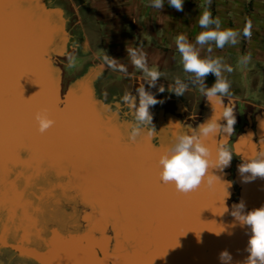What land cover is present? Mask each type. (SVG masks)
<instances>
[{"label":"water","instance_id":"95a60500","mask_svg":"<svg viewBox=\"0 0 264 264\" xmlns=\"http://www.w3.org/2000/svg\"><path fill=\"white\" fill-rule=\"evenodd\" d=\"M50 2L0 0V142L19 164L11 166L6 160L0 183L43 226L37 237L26 239L32 244L19 245L22 252L10 243L6 248L20 263L34 264H221L219 254L225 250L231 264H244L251 228L231 213L240 203L248 211L243 196L248 194L245 178L251 174L242 176L239 166L264 157V122L259 120L255 128L251 122L244 124L232 139L234 131H223V112L230 107L237 124L236 104L205 98L201 111L179 118L169 134L144 125L131 141L136 124L117 117L111 121L115 111L99 99L89 73L65 81L61 59L67 43L59 49L57 39L61 33L68 37L67 20L63 9ZM41 111L55 121L43 134L35 121ZM206 122L219 125L203 140L215 173L212 179L207 173L191 195H182L173 184L160 181L158 161L177 137L192 135ZM21 126L31 137L21 134ZM38 144L51 151L41 152ZM229 144L239 158L233 173L231 162L216 167L218 149ZM114 146L119 162L111 161ZM208 183L212 191H205ZM80 186L89 191L91 201L80 194ZM90 202L102 207V215H96Z\"/></svg>","mask_w":264,"mask_h":264},{"label":"crops","instance_id":"0c3cea01","mask_svg":"<svg viewBox=\"0 0 264 264\" xmlns=\"http://www.w3.org/2000/svg\"><path fill=\"white\" fill-rule=\"evenodd\" d=\"M73 1L76 2L79 19H90L88 31L102 34L99 43L108 51L111 63L119 67L126 80L134 82L132 92L135 96L138 94L135 85L141 83L155 98L174 97L172 92L178 88L176 82L179 80L186 85L184 92L198 99L191 106L194 112L201 111L202 101L207 96L200 84L193 82V75L184 71L176 38L183 34L195 44L196 36L207 30L200 27L199 18L203 12H210L213 19L221 22V30L231 29L240 33L236 45L226 44L222 49L214 43L196 45L201 58H219L223 66L232 68L231 72L222 69L220 77L230 85L229 93L221 98L231 99L239 115V122L233 125L232 139L244 124L251 122L255 128L259 120L264 122V0H184L183 11L170 7L167 0H164L163 9L152 7V0ZM249 21L251 36L245 37L243 29ZM61 35L60 49L68 41L64 33ZM82 45L86 47V41ZM132 52L143 54L148 69L160 73L155 82L156 88L147 83L145 73L132 63ZM106 66L100 62L92 63L93 70H89L88 77L93 84L105 72ZM121 66L126 68V72L120 70ZM215 80L216 77L209 74L205 86L211 87ZM244 98L249 100L244 101ZM245 115H250V119H246Z\"/></svg>","mask_w":264,"mask_h":264},{"label":"clouds","instance_id":"9594fccd","mask_svg":"<svg viewBox=\"0 0 264 264\" xmlns=\"http://www.w3.org/2000/svg\"><path fill=\"white\" fill-rule=\"evenodd\" d=\"M170 7L177 11H183L184 0H167ZM152 7L163 9L164 0H152ZM202 29L195 39V44L183 34L177 36L176 46L181 55L183 69L185 72L193 75L194 83L201 86V90L210 100H216L223 103L221 97L229 93L230 85L225 79H221L222 69L231 72V67H225L221 64L219 58H201L196 45H206L214 43L217 48H224L226 44L236 45L240 33L228 29L221 30L219 19H213L211 13L203 12L198 21ZM251 22L249 21L243 29V36H251ZM211 52V48L208 49ZM132 63L141 69L148 78V84L154 86L159 79L160 73L149 70L143 54L132 52ZM247 59V58H245ZM121 71L126 72V68L121 66ZM209 74L216 77L215 83L211 87L205 86V79ZM178 88L177 95H182L186 90V85L176 82ZM163 92L164 88L161 87ZM139 94V104H136V98L132 95H125L124 101L131 107L136 126L132 128L129 139L135 141L141 134V125H152V116L149 113V107L154 106L160 101L145 90L144 84L137 89ZM223 117L226 120V126L223 131L233 132V125L236 123L233 110L230 107L225 108ZM37 131L41 134L47 132L55 124L50 119L46 111L38 112L35 116ZM153 128V127H152ZM219 129L215 122H206L197 127L192 135H181L177 137L175 143L167 149L159 158V179L164 184H173L176 191L183 194L192 193L201 186L210 167L209 149L203 142L204 138L214 134ZM154 130V128H153ZM152 133L150 132L149 135ZM232 154L226 149H218L216 167L223 169L228 166L232 160ZM239 173L243 176L250 173V177L245 180H254L257 177L264 178V157H257L241 163ZM232 216L242 225L250 226L251 236L248 240L246 251L249 253L244 264H264V207L245 211L243 203L233 205ZM221 264H231L232 257L228 251H222L219 254Z\"/></svg>","mask_w":264,"mask_h":264},{"label":"rangeland","instance_id":"374dc122","mask_svg":"<svg viewBox=\"0 0 264 264\" xmlns=\"http://www.w3.org/2000/svg\"><path fill=\"white\" fill-rule=\"evenodd\" d=\"M52 5L58 6L63 9V12L65 13L64 16L67 20V26H66V32L68 33L67 38V50L66 55L63 59H61L64 69V76L65 81H76L81 76L88 74L89 70H93L92 63L93 62H100L104 63L106 66L105 72H103L98 80L94 83L96 88V92L98 94V97L100 100H102L106 105L111 106L113 111L112 112L114 119L117 117L120 121L125 122L121 119L131 120L134 123H137L135 121L133 111L131 107L124 101L125 95H132V89H134L133 83L129 82V80H126L124 78V74H121L119 72V67H115L111 62V58L108 54V51L101 46L99 43L102 34H95L94 30L88 31L87 29V23L90 19L86 17H82V20L79 19L75 4L76 2L73 0H50ZM75 2V3H74ZM60 40H58V43H60ZM87 43V48L83 47L82 43ZM61 45V44H59ZM57 49V48H55ZM60 49V48H59ZM61 51V50H60ZM111 63V65H109ZM112 71V72H110ZM111 73V74H110ZM130 77H127L129 79ZM177 89V88H176ZM127 93V94H126ZM169 94H175L174 97H168L166 99L157 98V101H160L159 104L161 111L168 114L171 112L174 108L175 102L183 103L189 99L190 103L184 107V111H175L172 113L171 116L164 115L162 120L160 121V115L156 116L157 121V127H156V121L152 120V125L149 126L150 131H154L157 129L159 133L162 131H166L165 134H169L172 130L169 128V122L165 123L168 118H172L176 121L177 125L179 124L180 120L179 118L183 119L185 116L190 117L191 115L196 114L197 112H194L191 106L193 105V102L198 100L196 97L192 94H188L187 92H183L182 95H177L176 90L171 92H168ZM135 95V94H134ZM133 96V95H132ZM244 101L249 100V98H244ZM158 106V105H156ZM156 106H150L149 107V113L152 116H154V108ZM245 109V105L241 108V114L243 115L242 110ZM176 110V109H175ZM119 115V116H118ZM186 117L184 118V120ZM167 125V127H166ZM144 126V125H141ZM154 130H153V128ZM161 127V129H159ZM241 129V128H240ZM228 150L233 158L231 160L232 169L231 172L234 171L235 162L239 161V158L232 152V147L229 144L225 148ZM231 182L233 183V180L231 178ZM235 200L237 199V196L235 194L234 196ZM15 264L14 261H10L8 264ZM17 264V263H16ZM19 264V263H18Z\"/></svg>","mask_w":264,"mask_h":264},{"label":"bare ground","instance_id":"6f19581e","mask_svg":"<svg viewBox=\"0 0 264 264\" xmlns=\"http://www.w3.org/2000/svg\"><path fill=\"white\" fill-rule=\"evenodd\" d=\"M58 40L59 39H57V41ZM86 48H87V46L85 47V49ZM0 52L3 54V51L1 49H0ZM1 58H2V55L0 54V59ZM0 70L1 71L3 70L2 64H0ZM140 85H141V83H136L135 89L139 88ZM154 87L156 88V85ZM135 98H136L135 102L138 106L139 95H136ZM155 99H157V98H155ZM160 103L161 102L156 104L158 106L155 105L156 106L155 112H157V116L160 115L159 117H160V121H161L162 120L161 117H163V115H161L162 111H161V108L159 106ZM189 103H190L189 99H187V101H185L183 103L175 102L173 110L171 112H169L168 114H172L175 111H179V112L184 111L185 110L184 107L187 106ZM202 103H203V101H202ZM211 113L213 114V112H211ZM165 117L166 116H164L163 118H165ZM209 117H210V115H209ZM112 119H114V118L111 117V121L113 122ZM210 120L211 119L209 118V121ZM168 122H169V128L171 130H175V128L177 126L176 121L172 118H168L165 123H168ZM99 123L103 124V122H101V121H99ZM135 124H137V123H135ZM141 127H143V126H141ZM166 127H167V125H166ZM20 129H21V131L23 130L21 132V134H27V135L29 134L31 137V132L27 131V127L21 126ZM159 129H161V127ZM165 133H166V131L161 132L162 135H166ZM142 136L145 139L148 137L147 135H142ZM37 147L43 153L51 151L49 149V146L44 145V144H38ZM113 149H114V151H111V156H113L114 158H111V161L119 162V154H118L119 152L117 151L118 147L114 146ZM9 152H10V149L7 148V145L6 144L4 145V144H2V142H0V181L4 179V175L1 172H3L5 169L6 160L11 162V166H16V167L19 166L17 161H15V158ZM92 153L95 155L98 154L97 151H94V152L92 151ZM120 156L123 157L122 155H120ZM207 173H209V175L211 176L210 179H212L214 176V173H215V168L213 166H210ZM250 176L251 175H249V177ZM237 178H238V175H236V177H235L236 183H237ZM3 186L4 185L2 183H0V264H8L10 261H14L15 264L16 263L17 264L18 263L19 264H24V263L25 264H34L32 261H28V262L24 261L23 263H20V261H19L20 258L17 257L18 255L16 253H14L12 249L6 248V246L8 245L7 243L17 245V247H14L15 250L22 252L21 251L22 249L19 245L22 242H25L26 239H28V238L33 239L34 237H37L39 234V231L42 230L43 226L41 225L40 222L36 223L35 221H33L32 220L33 218L31 219V216H29V215H31L30 212L28 210H26V208L24 209V205L19 202V200L15 197V195L8 194L5 191ZM244 187H245V184L241 186V189H244ZM205 188H206L205 191H212V184L210 185V183H208L205 186ZM82 189H84V190H82ZM246 190H247L248 194L243 196V201L245 200L244 197H246V203L248 205V207H247L248 211L264 207V178L257 177L254 180H251V179L247 180ZM242 191L244 192L245 189ZM79 192L81 195L84 196V199H87L88 202L91 201L89 199L90 193L88 190H86L84 187L80 186ZM79 202L82 204L81 206H84L86 208L87 204L85 201H82L80 199ZM90 204H91V202H90ZM91 206L95 207L96 215H98V216L102 215V211H104V210L102 209V207L100 205H94V204L92 205L91 204ZM8 227H11L13 230L8 232L7 231ZM25 243L32 244L31 240H27Z\"/></svg>","mask_w":264,"mask_h":264},{"label":"snow or ice","instance_id":"6c2138e0","mask_svg":"<svg viewBox=\"0 0 264 264\" xmlns=\"http://www.w3.org/2000/svg\"><path fill=\"white\" fill-rule=\"evenodd\" d=\"M180 194H182V195H191L192 193H188V194H183V193H180Z\"/></svg>","mask_w":264,"mask_h":264}]
</instances>
